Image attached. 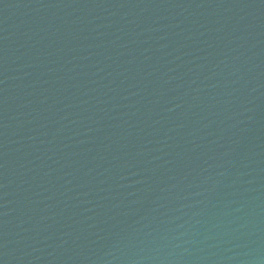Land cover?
<instances>
[{
  "label": "water",
  "instance_id": "1",
  "mask_svg": "<svg viewBox=\"0 0 264 264\" xmlns=\"http://www.w3.org/2000/svg\"><path fill=\"white\" fill-rule=\"evenodd\" d=\"M0 264H264V0H0Z\"/></svg>",
  "mask_w": 264,
  "mask_h": 264
}]
</instances>
